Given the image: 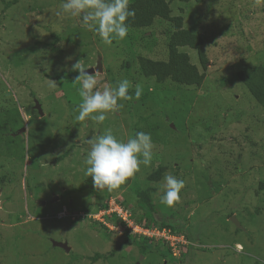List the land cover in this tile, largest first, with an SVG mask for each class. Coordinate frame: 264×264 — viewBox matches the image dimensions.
<instances>
[{"label": "rangeland", "instance_id": "rangeland-1", "mask_svg": "<svg viewBox=\"0 0 264 264\" xmlns=\"http://www.w3.org/2000/svg\"><path fill=\"white\" fill-rule=\"evenodd\" d=\"M9 1L0 0V264H264V110L236 76L244 66H264V0H167L183 27L204 39V66L194 49H180L198 72L193 85L139 72V56L167 61L178 37L161 16L106 45L81 17L57 15L63 0H15L5 8ZM53 35L60 37L54 46ZM57 51L63 54L52 66L46 58ZM78 60L90 68L100 61L101 71L90 73L100 90L125 78L133 84L132 99L118 101L123 107L102 124L76 120L78 72L56 77ZM11 110L16 124L3 127ZM109 128L118 139L143 131L153 141L151 164L112 191L95 189L84 163L88 140ZM9 134L18 138L14 153L5 143ZM166 174L185 181L171 207L160 203ZM137 188L152 207L137 204ZM112 201L133 225L143 213L164 225L156 223L147 237L133 225L105 227L80 217L99 215L103 204L116 207ZM125 228L129 238H146L145 253L134 243L119 245ZM114 248L110 257L91 260Z\"/></svg>", "mask_w": 264, "mask_h": 264}, {"label": "clouds", "instance_id": "clouds-1", "mask_svg": "<svg viewBox=\"0 0 264 264\" xmlns=\"http://www.w3.org/2000/svg\"><path fill=\"white\" fill-rule=\"evenodd\" d=\"M130 3L131 0H63L61 12L57 15L66 13L72 17H81L88 30L98 35L104 44L111 45L113 40H123L128 34L129 26L126 21L136 14L135 9L130 8ZM89 68L79 60L72 65V70L78 72L75 80L80 83L81 103L78 105L76 120L91 118L97 124H102L106 113H115L123 107L118 101L132 99L129 89L133 84L125 78L100 90L97 88V78L87 71ZM51 86L55 87L54 81ZM134 88L135 99L139 100L143 87L137 83ZM93 113L96 114L92 115ZM88 143L90 148L84 161L85 175L92 178L95 189H118L140 171L141 165L147 167L153 160L152 136L143 131H137L127 140H122L109 128L104 134L89 139ZM184 187V180L166 174L160 203L173 206L180 201V193Z\"/></svg>", "mask_w": 264, "mask_h": 264}, {"label": "trees", "instance_id": "trees-1", "mask_svg": "<svg viewBox=\"0 0 264 264\" xmlns=\"http://www.w3.org/2000/svg\"><path fill=\"white\" fill-rule=\"evenodd\" d=\"M181 1H194L196 3H200L202 0H181ZM15 0L5 2V8L9 6V3H13ZM4 8V9H5ZM130 8L135 9V17L129 18L126 23L128 24L129 28H144L152 25L153 20L156 16H161L165 20L171 22L174 26L175 31H177L178 37L175 39L174 37L171 38V41L168 45V60H153L145 56H139L138 60V68L139 72L144 77H153L156 80H161L164 77H171V80L174 81L178 85H193L197 83L198 79V72L195 66L190 62L188 54L185 51H181V47H188L190 49H194L197 53V57L202 66H204L206 62V54L203 50L204 39L202 35L194 33L187 28L183 27V17L181 15L173 16L171 14V8L169 6V1L167 0H131ZM54 39L50 42L53 46L59 42L60 37L57 35H53ZM49 53V52H48ZM56 56H52V58H46L48 63H51L52 66H56V63H60V57L62 56V52L57 51ZM76 71L66 72V73H58L56 77L59 79L69 78L74 76ZM236 76L238 80L247 88L248 92L252 96V98L262 107L264 110V66L257 64V65H249L244 66L241 69L236 71ZM15 114H17V110L7 111V114L4 116V121H2L3 127L4 126H14L15 123ZM17 141L16 136H12L9 134L8 139L6 140L7 150L11 153H14L12 145L13 139ZM18 142V141H17ZM162 168L158 171H155L151 174L152 178L157 179L159 177V173L161 172ZM91 187V186H90ZM264 188V182L259 184L258 189ZM135 193L138 195L137 204L139 206L147 205L148 207H152L151 199L147 191L142 189H136ZM101 207H106V205H101ZM84 216L82 220L86 218ZM109 221L115 226L119 228L124 226L125 223L122 222L120 219L116 217L115 214H111L109 217ZM135 218V217H134ZM143 218V219H142ZM145 221L143 222V220ZM135 221L143 227L146 228H154L155 224L157 223L155 219L150 217L148 214L143 213L142 217L139 219L135 218ZM164 222L157 223L159 225H164ZM101 225V223H100ZM169 227H174L171 223L165 224ZM105 229V227H104ZM107 229V228H106ZM174 230V229H173ZM174 231L181 234V231L175 229ZM124 238H122L119 242V245L123 246L129 243L137 244L139 250L142 253H145L147 248H149L148 243L146 242V238L139 240L136 238L137 234H134V237L127 235V231L125 228L124 231ZM118 246V245H117ZM116 248L110 250L107 253H95L93 257H91L92 261H95L99 258L106 259L113 255ZM164 253H168L170 255V250L168 248L164 251ZM171 256V255H170Z\"/></svg>", "mask_w": 264, "mask_h": 264}, {"label": "built area", "instance_id": "built-area-1", "mask_svg": "<svg viewBox=\"0 0 264 264\" xmlns=\"http://www.w3.org/2000/svg\"><path fill=\"white\" fill-rule=\"evenodd\" d=\"M112 202H114V204L116 205V207H113L112 208V206H109L108 205V207L107 208H105V209H102V210H99L96 214H99V215H89V216H87V217H89V218H94V219H96V220H98L99 222H102L104 225H105V227H109L110 226V224H112L111 223V221H109V216L111 215V214H115L116 215V217H118V219H120L122 222H124L125 223V225L127 226H129L132 230H134L135 231V233H139V234H141V235H143V236H147V237H152L153 235H155V234H153L154 233V231L155 230H153V229H156V227H154V228H146V227H143V225H141V224H139V223H137L136 221H135V224L133 225V223L132 222H129L128 221V219H127V217H129V215H130V213L129 214H127V213H125V212H123L122 211V213L120 212L121 210L120 209H118L119 208V204H118V201H112ZM113 204V205H114ZM120 210V211H119ZM101 213V214H100ZM84 215L82 214V216L81 217H83ZM131 216V215H130ZM129 222V223H128ZM113 225V224H112ZM132 225L134 226V229H133V227H132ZM152 234H151V233ZM170 242H172V241H170Z\"/></svg>", "mask_w": 264, "mask_h": 264}, {"label": "water", "instance_id": "water-1", "mask_svg": "<svg viewBox=\"0 0 264 264\" xmlns=\"http://www.w3.org/2000/svg\"><path fill=\"white\" fill-rule=\"evenodd\" d=\"M87 71L89 73H92V72H95V71H101V63L100 61L97 62V64L95 65V67H91L89 69H87ZM39 112L42 114V112L39 110ZM231 220L237 225H238V222L233 218L231 217ZM53 244L55 246H58V247H61V248H64L65 250H68L69 249V246L66 244V242H60V241H54Z\"/></svg>", "mask_w": 264, "mask_h": 264}, {"label": "flooded vegetation", "instance_id": "flooded-vegetation-1", "mask_svg": "<svg viewBox=\"0 0 264 264\" xmlns=\"http://www.w3.org/2000/svg\"><path fill=\"white\" fill-rule=\"evenodd\" d=\"M9 131H11V133H12V130L10 129V128H8V132ZM15 133V132H14ZM12 136H15V135H13V134H11ZM5 143H6V140H5Z\"/></svg>", "mask_w": 264, "mask_h": 264}]
</instances>
